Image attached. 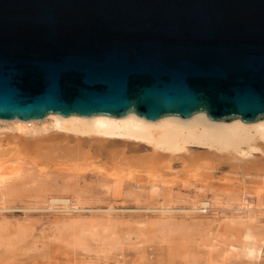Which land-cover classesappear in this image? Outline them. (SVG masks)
Segmentation results:
<instances>
[{"label":"water","instance_id":"95a60500","mask_svg":"<svg viewBox=\"0 0 264 264\" xmlns=\"http://www.w3.org/2000/svg\"><path fill=\"white\" fill-rule=\"evenodd\" d=\"M264 119V0H0V119Z\"/></svg>","mask_w":264,"mask_h":264},{"label":"rangeland","instance_id":"374dc122","mask_svg":"<svg viewBox=\"0 0 264 264\" xmlns=\"http://www.w3.org/2000/svg\"><path fill=\"white\" fill-rule=\"evenodd\" d=\"M13 133L0 122L2 136ZM260 149L194 166L196 175L176 159L163 177L169 184L137 169L117 180L106 159L102 171L81 173L9 166L0 181V264H264Z\"/></svg>","mask_w":264,"mask_h":264},{"label":"bare ground","instance_id":"6f19581e","mask_svg":"<svg viewBox=\"0 0 264 264\" xmlns=\"http://www.w3.org/2000/svg\"><path fill=\"white\" fill-rule=\"evenodd\" d=\"M0 122L15 125L20 133L0 134V181L5 177L1 171L9 166L15 168L16 165L30 164L40 171L51 167L66 171L77 168L76 172L81 173L92 169L102 171L104 164L99 163L104 159L115 167L113 175L117 180L135 178L136 169L137 173L141 170L149 173L152 179L159 180L164 176L167 179L166 174L173 170L172 162L176 159L182 160L189 169L200 167L198 165H207L208 168L216 161H240L243 159L241 155H246L245 158L247 154L253 155V150L264 148V119L249 123L239 118L219 122L201 111L187 119L167 115L157 120H146L134 112L121 118L101 114L85 117L48 113L42 119H0ZM199 145L210 150H200ZM257 166L254 167L258 169ZM108 167L104 166L110 170ZM192 170L187 173L192 175ZM168 180L164 182L169 184L171 181L168 183ZM61 201L68 202L67 199Z\"/></svg>","mask_w":264,"mask_h":264}]
</instances>
